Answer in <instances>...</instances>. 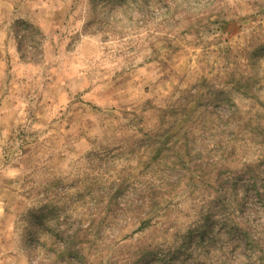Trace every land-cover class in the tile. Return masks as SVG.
Returning <instances> with one entry per match:
<instances>
[{"label": "rangeland", "instance_id": "374dc122", "mask_svg": "<svg viewBox=\"0 0 264 264\" xmlns=\"http://www.w3.org/2000/svg\"><path fill=\"white\" fill-rule=\"evenodd\" d=\"M0 264H264V0H0Z\"/></svg>", "mask_w": 264, "mask_h": 264}, {"label": "trees", "instance_id": "16d2710c", "mask_svg": "<svg viewBox=\"0 0 264 264\" xmlns=\"http://www.w3.org/2000/svg\"><path fill=\"white\" fill-rule=\"evenodd\" d=\"M246 236H247V234H245ZM248 247L250 248V249H254L253 248V241L250 239V238H248Z\"/></svg>", "mask_w": 264, "mask_h": 264}]
</instances>
